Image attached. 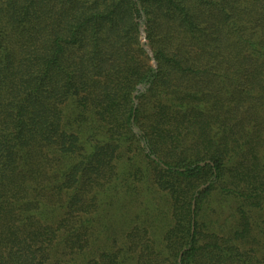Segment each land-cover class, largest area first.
Masks as SVG:
<instances>
[{
	"label": "trees",
	"instance_id": "1",
	"mask_svg": "<svg viewBox=\"0 0 264 264\" xmlns=\"http://www.w3.org/2000/svg\"><path fill=\"white\" fill-rule=\"evenodd\" d=\"M0 264H264V0H0Z\"/></svg>",
	"mask_w": 264,
	"mask_h": 264
},
{
	"label": "rangeland",
	"instance_id": "2",
	"mask_svg": "<svg viewBox=\"0 0 264 264\" xmlns=\"http://www.w3.org/2000/svg\"><path fill=\"white\" fill-rule=\"evenodd\" d=\"M141 40H142L143 43L146 42V35H145V32H144V31L142 32ZM125 209H127V208H125ZM130 210H131V211L129 212V215H130L132 212L134 213L136 209H131V208H130ZM114 211H116V209H114ZM121 212H124V214H126V212H125L124 209H123V211H121ZM113 213H114V212H113ZM114 214H115V213H114ZM129 215H128V216H129ZM128 216H127L125 219H127ZM122 221H124V220H123L122 217H120L119 224H120ZM115 226H118V224H115ZM108 232L111 234V231H107V232H106V231H104V229L102 230V235H101V237H100V239H99V241H100L102 244L106 241V239H107L106 236L109 234ZM106 242H107V241H106ZM107 243H109V242H107ZM109 244H110V243H109Z\"/></svg>",
	"mask_w": 264,
	"mask_h": 264
}]
</instances>
